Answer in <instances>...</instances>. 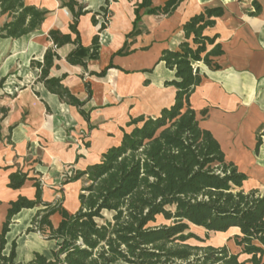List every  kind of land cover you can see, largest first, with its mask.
<instances>
[{
    "label": "crops",
    "instance_id": "0c3cea01",
    "mask_svg": "<svg viewBox=\"0 0 264 264\" xmlns=\"http://www.w3.org/2000/svg\"><path fill=\"white\" fill-rule=\"evenodd\" d=\"M68 1L23 0L24 5L44 13L41 24L17 38L0 37V78L6 77L0 86V109H6L4 115L0 112V221L5 219L9 201L19 195L34 199L35 179L41 184L43 202L61 200L69 213L79 208L78 194L85 177L61 184L65 172L84 170L99 162L101 154L117 144L119 128H125L130 117L157 115L173 102L174 88L164 86V81L173 79V71L165 68L163 62L157 63L158 58L163 49L177 47L183 40L182 24L205 7L224 9V14L215 18L214 26L204 31L209 36L218 35L216 42L221 44L223 53L215 58L218 69L198 64L202 80L190 95V104L199 125L217 139L225 158L247 175L243 189L264 191V0H255L261 7L256 15L249 14L254 10L252 0H183L168 16L142 15L138 23L141 33L130 45L134 52L112 58L114 65L129 72L109 68L103 77L89 73L101 71L111 54L121 47L132 29L134 8L141 0H73L74 11L79 4L85 11L77 21L81 46L68 43L57 48L58 58L49 75L62 78L61 83L81 100L86 99L84 83L90 84L91 97L82 107L89 112L88 120L74 106L50 93L37 80L39 68L31 65L33 60L41 61L45 50L52 46L50 29L70 32L73 16ZM165 1L151 0V6H162ZM101 8L107 9L105 16ZM11 19L8 12L0 13V27ZM102 23L105 28L99 32ZM93 37H97L96 43ZM73 50L86 68L66 60ZM160 68L162 75L156 73ZM147 69L151 71H144ZM126 95L132 100L120 103L122 107L111 105L118 96ZM145 103L154 111H139L137 106ZM201 110H206L204 116L200 115ZM259 136L261 143L255 150ZM16 169L26 171L29 178L20 188L12 189L7 187L8 175ZM42 208L37 205L22 209L11 220L5 252L15 240L17 262L31 260L35 252L51 259V251L57 247L55 240L25 232ZM60 219L58 212L50 216L54 227ZM229 229L239 231L236 227ZM242 256L246 257L241 259ZM248 257L239 255L240 260Z\"/></svg>",
    "mask_w": 264,
    "mask_h": 264
},
{
    "label": "trees",
    "instance_id": "16d2710c",
    "mask_svg": "<svg viewBox=\"0 0 264 264\" xmlns=\"http://www.w3.org/2000/svg\"><path fill=\"white\" fill-rule=\"evenodd\" d=\"M182 1L166 0L157 7L151 6V0L137 3L132 29L121 47L111 54L101 71L89 74L103 77L109 68L128 73L114 65L112 58L134 52L130 45L141 33L138 23L142 15L168 16ZM66 4L73 16L70 32L50 29L52 46L45 50L41 61L33 60L31 65L39 68L37 80L50 93L74 106L88 120L89 112L82 107L91 97L90 84L84 83L86 99L81 100L61 83L62 78L49 75L58 58L57 48L68 43L76 48L81 46L77 21L85 11L81 4L74 11L73 0ZM252 5L254 10L249 14H258L259 3L252 0ZM0 7V13L12 16L0 27L1 38H17L37 29L43 20L44 13L24 5L23 0H0ZM101 11L105 16L107 9ZM223 14L222 6L205 7L182 24L183 40L177 47L161 51L157 63L163 62L165 68L173 71V79L164 81V86L175 90L169 106L162 107L154 116L130 117L125 128H119L121 136L117 144L108 147L99 162L84 170L67 169L61 184L85 177L75 212L64 209L61 200L43 202L37 179L33 183L34 199L19 195L8 202L5 219L0 221V264H264V191L243 189L247 175L225 158L217 139L199 125L190 104V95L202 80L198 64L213 70L219 68L215 58L223 50L216 42L218 35L209 36L204 31L213 27L215 18ZM104 28L102 23L98 31ZM71 34L75 35L73 39ZM92 41L96 43L97 37ZM74 52L66 60L86 68V63ZM5 79L0 78V86ZM0 110L4 115L6 109ZM205 114L206 110L200 111V115ZM260 143L259 136L255 150ZM28 178L26 171L16 169L9 173L7 187L18 189ZM37 205L43 208L36 212L25 232H37L55 240L57 247L51 251V259L35 252L31 260L17 262L15 240L5 252L9 225L19 211ZM55 212L61 216L56 227L50 221ZM191 226L213 232L238 228L234 243L241 247L240 252L233 253L225 245L190 243L191 239L205 241L191 231ZM240 254L249 257L240 260Z\"/></svg>",
    "mask_w": 264,
    "mask_h": 264
},
{
    "label": "rangeland",
    "instance_id": "374dc122",
    "mask_svg": "<svg viewBox=\"0 0 264 264\" xmlns=\"http://www.w3.org/2000/svg\"><path fill=\"white\" fill-rule=\"evenodd\" d=\"M145 41H141L140 44L145 43ZM156 73L159 75H162V69L156 70ZM132 100V96L126 95V96H118L117 100L111 104L114 107H122L120 103L128 102ZM139 111H143L144 113H150L154 111V108L149 105L148 103L142 105V106H137ZM98 123V122H96ZM100 124V123H99ZM84 145V142H81ZM191 231L194 232L196 235L199 237L203 238L205 241L204 243L197 242L196 240H189L190 243L192 244H211L213 246H222L225 245L229 250H241V247H238L234 243V235L237 233V230L234 229H229L225 232H213V231H206L201 227H196V226H191ZM246 256H242L241 259H244Z\"/></svg>",
    "mask_w": 264,
    "mask_h": 264
}]
</instances>
